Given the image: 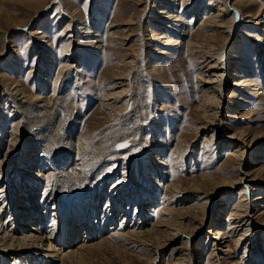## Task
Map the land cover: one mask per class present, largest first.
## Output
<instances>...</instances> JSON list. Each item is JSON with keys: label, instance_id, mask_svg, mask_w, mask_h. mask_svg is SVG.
I'll use <instances>...</instances> for the list:
<instances>
[{"label": "bare ground", "instance_id": "bare-ground-1", "mask_svg": "<svg viewBox=\"0 0 264 264\" xmlns=\"http://www.w3.org/2000/svg\"><path fill=\"white\" fill-rule=\"evenodd\" d=\"M110 1L106 0L101 6L100 13L103 16L101 18L107 13L106 5ZM71 2L68 9L70 12L67 13L70 14V22H67V26L60 34L68 37L64 39L61 47L62 56L56 58L52 55L50 50H55L56 46L47 34L41 36L42 43L45 38L49 39L44 43V51L37 57V61L40 60L41 75H38V80L35 78L36 75L34 76L35 87L29 90L13 76L9 79L0 74L1 96H7L9 105L17 116L11 131L4 132L10 144L6 154L2 155L0 151V178L4 177L6 166L14 162L16 154H24V159L28 162L21 170L18 189H14V182L10 183L9 180L0 187V201L1 197L5 198V203L3 205L0 203V264H17L19 260L21 264H66L65 261L67 264H83L88 251L100 249L106 243V240H100L102 239L100 235L107 227L102 220L104 216L114 215L105 219L111 222V226L116 223L119 214L123 216L120 221L124 223L129 215V208L141 211L142 217L145 218V213L147 215L148 211L157 210L155 209L159 205L157 200L162 203L157 210L160 218L158 222L152 228L141 232L133 230L127 235L135 240L143 237L150 245L156 241L160 244L159 249L171 246L175 252L174 264H185L188 258L185 239L203 225L207 217H200V213L204 211L202 205L195 208L191 206L185 209L176 208L175 205L179 203L180 198H176L175 201L173 196L185 197L189 190L204 195L213 193L218 195L223 189L234 190L241 185L244 187L240 190L237 204L229 214L227 213L229 218L221 219L222 211H225V208H222L221 212H218V218L211 222L208 228L207 232L216 236L213 241L215 251L209 257L213 258L218 254L221 258L220 251L223 250L232 252L230 239L238 236L235 240L237 246L245 243L244 247L248 249L243 255L244 263L264 264L262 252L264 227L258 225L264 221V191L252 199L248 195L255 190L254 185L264 179V157H257L259 155L257 153L256 157L261 162L259 168L255 167L252 175L245 168V163L251 160L249 156L252 151L264 154L262 150L264 147L257 145L264 140V131L245 126L251 113H248L244 105L239 104L250 103L249 96L264 99V88L260 86L259 81L245 73H248V68L252 65L250 55L255 57L254 60L260 69H264V49H256L255 53L242 55L244 67L235 62L237 57L233 55L234 52L232 58L228 57L234 42L237 41L236 44H240L238 42L242 40L245 42L244 38L237 39L238 21L240 23L246 18L245 24L253 23L252 19H257L260 15L261 10L256 11L254 8L255 0H208L206 3L205 0H155L151 3L155 17L150 20V25L154 29L152 28L146 39L143 32L140 36L134 39L133 37L138 31L140 21H143L139 15V7L144 6L141 12L147 13L151 0H117L104 35L99 28L101 20L88 21L76 0H70L66 4ZM42 3H36L32 10L38 12L39 8L45 6ZM4 19L0 9V29ZM72 22H77L78 27L74 29ZM83 35L84 38H88L85 43L81 40ZM106 36L108 53L111 51L122 53L119 64H113L114 66L102 73L99 84L101 111L106 115L100 123L108 121L114 124L99 131L96 128L98 122L91 131L74 138L73 120L78 111L77 102L81 95L79 81L73 69L78 67L75 63L77 61L74 49L91 48L93 51H89L88 54L98 57L102 49L99 43ZM246 36L253 39L250 35ZM254 38L259 45H264V32L260 37ZM14 47L13 52L20 51L16 45ZM147 58L151 60L147 61ZM110 60L109 62H112ZM159 60H169L172 65L177 61L180 65L178 68L168 70L163 63L158 62ZM183 63L197 72L199 81L196 90L200 101L195 109L192 127L189 128L196 132V137H205V148H213V153L221 148L228 156L221 160L220 169L215 173L204 172L198 178H189L185 187L177 179L166 184L163 181L167 175L166 169L170 165L161 141L156 138L158 136L156 133L148 157L142 152L138 154L144 171L149 172L147 175L149 181L146 182L143 175L135 176V172L131 174L128 169L133 167L132 160L128 161L130 167L122 169L123 176L108 185L107 183L112 180L111 177L108 181L109 175L105 172L108 161L113 158L116 161L123 160L124 152L136 149L140 140L142 141L141 134L144 129L142 118L146 114L148 87L152 85L154 78L163 81L167 87H172L170 83L176 76L171 71L180 70ZM36 66L37 64L27 71V77L36 72ZM10 68L19 73L16 63L12 62ZM185 68L187 69L182 70L183 73L190 76V68L187 66ZM241 68H244V72ZM78 72H83L81 66L76 74H79ZM106 83L109 85L105 87ZM48 87L53 94L51 100L44 94ZM226 109L235 113L233 120L235 119L241 127L231 129L234 134L227 138L223 136L222 129L225 124L220 119V113ZM0 120L3 121L2 116ZM159 124L155 122L154 127L159 128ZM4 130L5 128L0 126V132ZM1 146L2 143L0 148ZM177 162L178 159L174 166ZM230 174L233 175L232 178H227L226 176ZM50 179L51 184L43 185ZM130 180L134 181L133 186H129ZM105 187L108 190H105ZM164 187L166 193L160 196L159 189ZM50 190L51 194L45 195ZM41 191H45V194L39 197ZM103 200H106L105 203ZM7 201L8 206L5 205ZM254 203L258 211L256 215H251ZM104 205L105 208L102 209ZM110 207L113 210L109 213ZM221 207H226V204ZM189 212L198 217L192 221L198 223L197 227L180 224L179 219L187 218L184 214ZM102 213L106 215L100 216ZM8 214L10 217L5 220L4 216ZM19 223L24 224L19 227ZM112 229L118 228L114 226L109 232ZM259 229L262 230L258 231ZM249 230L255 231L254 236L248 234ZM97 238L100 242L88 245ZM157 253L161 255L160 251L155 252L156 258L150 260V264L157 263L159 256Z\"/></svg>", "mask_w": 264, "mask_h": 264}, {"label": "rangeland", "instance_id": "rangeland-1", "mask_svg": "<svg viewBox=\"0 0 264 264\" xmlns=\"http://www.w3.org/2000/svg\"><path fill=\"white\" fill-rule=\"evenodd\" d=\"M69 1L70 0H29V1L0 0V9L2 10V16L5 17V19L2 21L1 29H0L1 32L0 33V74L1 75L5 77L7 76L6 78L9 79L12 78L13 76L14 79H16L20 83L22 82V84L25 87H27L29 90L35 87L34 86L35 81L36 79L38 80V75L39 74L41 75V72H39L40 60L37 61V57L39 53L44 51L43 50L45 49L44 43L49 39V38H45V41L42 43L40 42L41 41L40 39H42L41 36L43 34H47L54 43V46H56L55 50L53 51L50 50V53H52V55H54L56 58H59V56H62L61 54H63V53L60 54L61 47L63 46L64 41L68 37L67 36L64 37L63 35L61 36L60 34H62L63 29L65 28V26H67V22H70V14L67 13L70 12L68 9L71 6L72 2L66 4ZM76 1L78 2L77 5H80L82 9V13L84 14L85 18L89 19L88 21L94 19L101 20L102 24H100L99 28L101 34L104 35V33H106L107 23L110 22L112 19L111 14L113 15V8L116 5L117 0H111L106 5L107 13L104 15V18H101L103 16L100 13L101 11L100 8L106 2V0H76ZM39 2H43L42 4H45V6L39 8L40 10L38 12L33 11L32 10L33 7H35L36 3L38 4ZM154 2L155 0H151L150 4ZM206 2H208V0H205V3ZM255 2H256L255 3L256 6L254 8H256V11L261 10L259 17L257 19H252L253 23L245 24L246 18H244L240 23L238 21L237 24V33H236V35H238L237 39L240 37L241 39L244 38L246 44L243 40L238 42L240 44H236L237 42L236 41L234 42L233 44L234 46L232 47L231 50H229L228 53V57L230 59L232 58V53L234 52L233 55L237 57L235 62L239 63L240 66L242 65L243 62L241 58L242 55L245 54L248 55V53L250 52H251L250 54H252V52L255 53L256 49H260V50L264 49V45L263 46L259 45L258 42H255L256 38H254L256 36L260 37V34L264 32V0H255ZM42 4L40 6H42ZM152 6L153 4H151V6L150 5L148 6V8L150 9L149 11H147L148 14L147 13L143 14L144 12H141L144 6L139 7L140 10L139 12L141 13V14L139 13V15H141L140 17L143 19V21H140V25L137 26L138 31L135 32L133 39L136 38V36L138 35L140 36V33L141 34L144 33L145 34L144 37L146 39L149 37L152 28L154 29V27L150 25L151 18L155 17V14L153 13L152 10L153 9ZM5 13L8 14L7 17L5 16L6 15ZM77 25H78L77 22L74 23L72 22V27L74 26V29L78 27ZM40 32H42V34ZM246 35L248 36L250 35V37L251 38L253 37V39H249ZM84 36L85 35H83V38L81 37L82 43H85L88 39V38H84ZM107 40H108V36L104 37V40L101 41V43H99V45L101 44L100 46H102V49L100 50L101 55H99L98 57L97 56L95 57V55L93 56L90 53L88 54L89 51L90 52L93 51L91 48H88L87 50H82L81 48L76 47L74 49V56L76 57V61H77L75 63L78 65V67H75L73 69H74L75 77H77V80L79 81L80 92H81L80 98L77 102L78 111L73 120V125L75 128V134L73 135L74 138L78 137L81 134L83 135V133L85 132L91 131L92 128H95V126H97L95 124L98 122L99 125L96 128L99 131L103 129H107L108 125L114 124L113 122H108V121L107 123H100V121L106 118V115L103 114L101 111L102 110L101 93H100L101 91L99 89L101 75L107 68L119 64V59H120L119 57L122 55V53L118 54V51L115 52L111 51L108 53L109 47L107 45ZM14 45L20 48V51H18L17 53H15V51L13 52V50L15 49ZM131 45H133V43ZM150 49L152 48H149V50ZM63 52L65 53V49ZM109 54L110 55L112 54V56H110ZM145 55H146L145 57H147V53ZM250 56L251 58L249 59L252 65H250V67L248 68L249 69L248 73L247 72L245 73L247 74L248 77L256 78L259 81V84H261L260 86L264 88V72H263L264 69L261 70L259 64L256 63L257 61L254 60L255 57H253L252 55ZM108 57L109 60L111 59L110 61L112 62H109ZM149 60H151V58H147V61ZM12 62L17 64L19 73L13 71L12 68H10ZM158 62L163 63V65L168 70L178 68V66L180 65V63H178L177 61H175V65H172L169 60H163V61L159 60ZM35 64H37L36 72L30 77H27L28 75L27 71L33 68ZM183 64H184L183 68H181L180 70L175 72L171 71L176 76L175 77L176 79L174 81L172 80L170 83V86L172 87H167L166 84L163 81L159 80L158 78H154L155 80H153L152 85L148 87L149 95H148L147 104L145 106L146 114L142 118V122L144 124L143 133L141 134L142 141L140 140V143L138 147H136V149L131 151H125L124 152L125 157L123 160L116 161V159L113 158L108 161L107 166L105 167L106 168L105 172L109 175L108 181L112 177V180H110L109 183H107L108 185L111 182L116 181L123 176L122 169L124 167H128V166L130 167V163L128 161H132V160H133L132 161L133 167H130L128 169L129 171H131V174L135 172V176L143 175V179H145L146 182L149 181V177L147 176L149 175V172L144 171L143 169L144 165L142 166L140 164L138 159V154L139 152H142L146 155L149 153V150L152 147V143L155 140L156 133L158 134L156 138H158L161 141V144L163 145V149L166 154L167 162L170 165V167L168 166L166 169L167 175L165 176L163 183L168 184L171 183L174 179H177L179 180L181 185H184L185 187L187 184L186 182L189 178H198L201 174H204V172L215 173L218 169H220L221 160L225 159L226 156H228L227 152H225L223 149L220 148L218 149L219 151L216 150L213 153V148L211 147L205 148V137L204 136L196 137L197 136L196 132L193 129L189 128L192 127V122H193L192 120L195 118L193 117L195 116V109L200 101L198 90H196L197 87L199 86V81L197 80V72H195V70H193V68L190 67L188 64L186 63ZM79 66H81V70L83 72L82 73L78 72L79 74H76ZM186 66L190 68V73H189L190 76L189 75L186 76L185 73H183L185 69H187L185 68ZM242 66L244 67V64ZM241 69L244 72V68ZM35 75H36L35 77L36 79L34 78ZM39 82H41V80ZM112 83L113 82L111 83L109 82V84ZM37 84H38L37 85L38 88L39 83ZM109 84L106 83L105 87ZM44 91L46 98L48 100H51L53 94L49 90V87ZM248 102L250 103L245 104L239 102V104H242L244 105V107H246L248 113H251L250 119L245 123V126L248 128L252 126L258 130L264 131V99L258 96H252V97L249 96ZM234 114L235 113H231L229 109L223 110L220 113V119L225 124L224 129H222L223 130L222 133L223 136L226 138L234 134L233 131H230L231 129L234 130L236 128H241L240 126H238L237 121L235 119L233 120ZM0 116L3 117V121L0 120V126L2 128H5V130L2 131V133L0 132L1 133L0 143H2L0 151L1 154L3 155L7 153L8 146L10 144L8 142V137L6 136L5 133L11 131V129L13 128L16 122L15 118L17 117L15 116V112L13 111V108L11 107V105H9L7 96L6 97L1 96L0 98ZM155 122L160 123L159 128L154 127ZM257 145L258 147L259 146L264 147V140H262L261 143ZM262 150L264 151V148H262ZM257 153H259V155H257ZM261 153L259 151H252L249 156V159H251L250 161H248L249 164L245 163L246 165L245 168L247 172H249L250 174L253 173V171L256 168H259L258 166L260 165L261 160L260 159L258 160L257 157H264L263 156L264 154L261 155ZM24 158H25L24 154L21 153L16 154V156H14V162L6 166L4 170V177L0 178V183H1L0 187H2L3 184L7 183L6 181L9 180L10 183L14 182L13 188L18 189L19 183L21 182L20 181L21 173H22L21 170L22 168H25L24 165L28 163L27 161H25L26 159ZM177 159L178 162L174 166V162ZM232 176L233 175L230 174L226 177L232 178ZM253 176H255V174H253ZM3 179L5 181H3ZM259 181L262 184L261 183L255 184L254 185L255 190L251 191V193L248 194L249 197H251V199L254 198L256 195H261L260 192L264 191V179H261ZM149 183H151V181ZM45 184L47 185L51 184V179L45 182L43 185ZM253 184L254 183H252V185ZM133 185H134V181L130 180L129 186H133ZM164 186L167 187L166 185ZM165 187L159 189L160 196H163L166 193ZM243 187L244 186L241 185L234 190H230V188L223 189L222 191H220V193H218V195H215L214 193L212 195H204L202 193L189 190L188 191L189 194L186 195L185 197L173 196V198H175V201H177L176 198H180L178 200L179 203L178 204L175 203L176 208L185 209L187 207L189 208L190 206L192 208L193 207L195 208L198 207L199 205H202L204 211L200 213V217L203 216L207 217L204 224L198 227L197 229H195L192 232V235L190 234V236H187V238L185 239V249L188 255L185 264H239V263L246 264L244 263L245 258L243 259V255L246 254L245 252H247L248 249L244 247L245 243L238 244L237 246L235 240L238 236L231 237L230 239V245L231 248L233 249L232 252L223 250L220 251L221 252L220 256H222L221 258H219L218 254L213 258L209 257V255H212V252L214 253L215 251V248H213V241L215 240L216 236L209 234L207 232L208 228L211 225V222H213L214 220H216V218H218V212H221L222 208H225V211H222L223 215L220 216L221 219L226 220L229 218L228 214L229 212H231L230 210L233 209L235 204H237L238 197L240 195L239 194L240 190ZM97 190L99 193L100 188ZM105 190L108 189H106L105 187ZM51 191L52 190H50L48 194H45V191H41L39 197L44 196V194L49 195L51 194ZM1 198L2 199L0 203L1 205H3L5 203L4 200L5 198L3 197ZM197 198H201V199L199 200ZM105 201L106 200H103V203H105ZM157 201L159 202V205H157L155 209L158 210L159 209L158 206H161L162 203L159 200ZM51 202L52 200H50V203ZM8 203L9 201H7L5 205L8 206ZM223 204H226V207H221V205ZM255 206L256 204L254 203V210L252 211L251 215H256L255 213L256 211H258L257 208L255 209ZM104 208L105 205L102 206V209ZM110 208H108L109 213L111 212V210H113L112 207ZM157 210L154 212L148 211L147 213L148 216L145 213L144 215L145 218H143L141 211L138 212V210L136 209L129 208L128 210L129 215L128 217H126L124 223L120 221L122 220L123 216H121V214L116 212L119 215L116 218L117 219L116 223L112 226H111V222L105 219L110 218V216H114V215H110L106 217L104 216L105 213H102L100 216H104L102 220H104L103 222L107 224V227L102 232V235H100L102 237V239L100 238V240L103 241L106 240L105 242L107 244L104 243L100 247V249L98 248L92 251H88V256L85 258V262L83 264H150L149 261L156 258L154 257L155 252H159V251L161 252V255L157 253L159 256L157 258L156 264H174L175 252L171 246L166 248L163 247L162 249H159L160 244L157 243L156 241H154L155 243L153 245H150L149 243L146 242V240L143 237L140 240H135L132 239L130 235H127L131 233L133 230L136 232L140 230L139 232H141L142 230L152 228L156 224V222H158V220L160 219ZM117 214L115 215L117 216ZM184 216L187 218L179 219V221L181 222V223L179 222L180 224L183 223L182 225L184 226L192 225L197 227L198 223L192 222L193 220H196V218L198 219V217H196L194 213L189 212V214H184ZM9 217H10L9 214L8 216L5 215L4 219L8 220ZM135 222L137 223L140 222V223L137 225V223ZM23 224L24 223H19V227H22ZM108 224L110 225V227ZM122 224L125 225L121 226ZM258 225L264 227V221H261L260 223H258ZM114 226L118 228L116 229L117 231L115 229L114 230L112 229L109 232V229L114 228ZM260 230L262 229H259L258 231ZM249 231L250 232L248 234H252V235L255 234L254 233L255 231L253 230H249ZM109 233L112 236H110ZM97 239H95L92 243L90 242V244L88 245L96 244L97 241L100 242L99 238ZM178 243H180V241ZM263 249H264V245H262V252H264ZM250 254L251 252L248 253V255ZM16 263L21 264L22 262L21 260H19ZM64 263L67 264L66 261Z\"/></svg>", "mask_w": 264, "mask_h": 264}, {"label": "snow or ice", "instance_id": "snow-or-ice-1", "mask_svg": "<svg viewBox=\"0 0 264 264\" xmlns=\"http://www.w3.org/2000/svg\"><path fill=\"white\" fill-rule=\"evenodd\" d=\"M126 146V145H125Z\"/></svg>", "mask_w": 264, "mask_h": 264}]
</instances>
